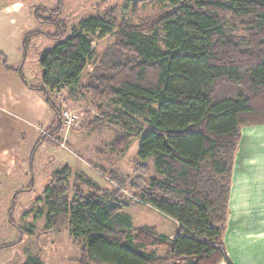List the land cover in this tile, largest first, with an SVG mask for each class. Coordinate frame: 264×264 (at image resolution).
I'll use <instances>...</instances> for the list:
<instances>
[{"label": "trees", "instance_id": "16d2710c", "mask_svg": "<svg viewBox=\"0 0 264 264\" xmlns=\"http://www.w3.org/2000/svg\"><path fill=\"white\" fill-rule=\"evenodd\" d=\"M168 1L169 8L135 24L118 22L114 10L87 18L64 38L58 0L52 11L34 7L36 21L56 33L34 32L22 40L23 49L33 36L56 41L39 56L42 85L30 86L18 75L45 99L54 118L50 132L58 135L55 94L66 90L72 97L92 55V38L114 36L124 62L100 67L81 88L92 104L116 107L112 118L123 135L107 146L112 152L139 139L135 178L128 182L133 199L178 224L171 239L154 227H134L122 199L127 177L110 180L117 186L111 190L78 178L86 190L76 181L70 185L64 167L43 189L46 231L67 226L78 264H218L224 257L229 178L241 129L264 125V0Z\"/></svg>", "mask_w": 264, "mask_h": 264}, {"label": "rangeland", "instance_id": "374dc122", "mask_svg": "<svg viewBox=\"0 0 264 264\" xmlns=\"http://www.w3.org/2000/svg\"><path fill=\"white\" fill-rule=\"evenodd\" d=\"M28 1H33L37 6L50 11L55 10L58 4V0ZM169 6L168 0H61V11L57 18L65 26V38L71 35L72 29L77 27L80 21L104 15L112 10L115 11V18L118 22L126 21L135 24L138 20L152 17ZM39 14L45 19L50 17L49 13L45 11H41ZM31 27L52 35L56 33L54 26L41 24L36 20H33ZM235 34L239 35V33ZM92 40V55L86 61L80 86L75 92L72 91V97L66 90L55 94V103L60 111L67 110L76 114L79 118L78 124L69 129L61 126L58 135L51 133L53 128L50 134L60 142H64L66 148L63 149L68 150L69 148L74 154V157L71 154L70 161L75 163V168H79V173L72 171L71 183L74 184L76 181L78 186L87 190L82 181L78 179L82 178L96 184L102 190H111L117 186L110 180L118 182L123 177H127L124 183L126 186L121 188L123 190L122 199L127 202L125 213L132 219L133 224L136 226L153 225L162 232H167L168 229L172 230L174 224L169 218L151 207L137 203L133 199L134 194L128 189V182L135 178L132 172L135 162L138 161L139 139H133L126 150L112 152L111 148L107 146L123 135V132L116 128V122L112 118L116 107L111 101L92 104L88 94L81 88L89 83L91 77L100 72V67H104L109 62H124L125 60V56L113 46L115 40L113 35L102 39L95 36ZM55 43L51 45L49 40L41 38H36L28 43L26 64L36 81L41 79L37 53L51 50ZM71 133H74L73 140L67 143ZM66 134L68 135L65 136ZM48 140L52 141V138ZM64 153L68 159L67 152ZM53 169L54 167L47 168L42 174L41 167H34L36 182L33 190L27 196H20L12 201L10 198L7 205L3 199V203L0 205V244L13 242V238L17 243L10 248L0 250V264H25L28 259H38L41 264H78L76 260L79 258V251L72 244L67 226L54 232L46 231L47 207L43 189L50 182L49 177L47 180L45 179ZM122 181L124 180L122 179ZM6 208L10 210L11 221L16 227L10 224ZM17 228L24 233L19 234ZM26 231H31L32 235L26 234Z\"/></svg>", "mask_w": 264, "mask_h": 264}, {"label": "crops", "instance_id": "0c3cea01", "mask_svg": "<svg viewBox=\"0 0 264 264\" xmlns=\"http://www.w3.org/2000/svg\"><path fill=\"white\" fill-rule=\"evenodd\" d=\"M36 6L28 0H0V55L6 59V67L0 59V205L3 199L7 205L10 198L12 201L27 196L33 190L34 167H41L42 174L45 169L54 167L45 180L67 167L70 185H74L72 171L79 173V168L70 161L71 154L74 157L71 150L59 147L42 135L41 131L53 129L52 111L41 94L28 88L18 75L19 72L30 86L42 85V80L36 81L26 64L28 43L36 38L49 40L51 45L56 42L43 35L33 36L26 40L23 49L22 40L26 35L48 34L31 27L36 20ZM41 53L39 51L37 57ZM73 135L68 136L67 143L73 140ZM6 211L10 215L8 208ZM171 222L174 227L167 232L153 225L146 227H154L159 234L171 239L178 228L176 222ZM13 239L0 245H16ZM222 242L224 257L218 264H264V125L241 129L229 178ZM157 252L161 254L163 249Z\"/></svg>", "mask_w": 264, "mask_h": 264}, {"label": "built area", "instance_id": "2783aa9c", "mask_svg": "<svg viewBox=\"0 0 264 264\" xmlns=\"http://www.w3.org/2000/svg\"><path fill=\"white\" fill-rule=\"evenodd\" d=\"M78 116L74 113H71L67 110H63L60 112V123H61V126L63 127H66L67 129L75 126L78 124ZM42 135L47 138V139H51L52 138V141L57 144L59 147L61 148H66L65 145H64V142H60L59 139L55 138L54 136H52L50 134L49 131H41ZM68 134H66L65 136H67Z\"/></svg>", "mask_w": 264, "mask_h": 264}]
</instances>
